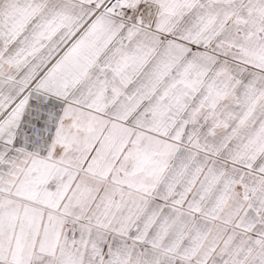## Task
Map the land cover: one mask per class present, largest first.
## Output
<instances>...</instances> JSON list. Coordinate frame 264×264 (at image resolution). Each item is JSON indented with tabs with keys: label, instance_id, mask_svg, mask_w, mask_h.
<instances>
[{
	"label": "snow or ice",
	"instance_id": "6c2138e0",
	"mask_svg": "<svg viewBox=\"0 0 264 264\" xmlns=\"http://www.w3.org/2000/svg\"><path fill=\"white\" fill-rule=\"evenodd\" d=\"M0 264H264V0H0Z\"/></svg>",
	"mask_w": 264,
	"mask_h": 264
}]
</instances>
